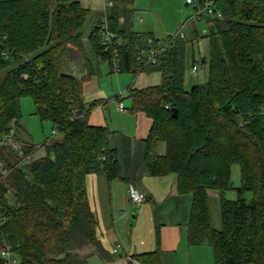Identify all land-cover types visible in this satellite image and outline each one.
Listing matches in <instances>:
<instances>
[{"label": "trees", "instance_id": "16d2710c", "mask_svg": "<svg viewBox=\"0 0 264 264\" xmlns=\"http://www.w3.org/2000/svg\"><path fill=\"white\" fill-rule=\"evenodd\" d=\"M216 8L222 15L207 16L211 25L201 34L209 39V53L201 60L208 77L190 89L188 40H174L142 68L138 55L149 50V38L155 46L157 40L121 28L117 14L108 19L116 38L124 40L120 72L161 73L159 84L129 87L130 110L152 119L145 139L147 174L176 173L178 192L193 195L189 244L211 245L214 264H264V0H216ZM89 16L81 0H0V139L14 129L21 140L26 95L34 98L36 114L58 130L43 143L46 155L17 167L19 153L10 144L0 146V162L13 168L0 183V264H8L1 256L6 243L14 246L17 264H91L94 256L106 264L115 260L99 236L87 176L122 177L118 151L110 145L109 127L89 122L99 101L87 104L80 79L62 64L67 42L83 37ZM89 41L113 67L100 24ZM21 141L25 154L33 155L35 145ZM234 163L241 166V185L237 198L230 199L225 192L234 188ZM211 190L220 191L221 228L213 225ZM157 239L160 243L159 224ZM133 256L143 264H161L160 248Z\"/></svg>", "mask_w": 264, "mask_h": 264}, {"label": "crops", "instance_id": "0c3cea01", "mask_svg": "<svg viewBox=\"0 0 264 264\" xmlns=\"http://www.w3.org/2000/svg\"><path fill=\"white\" fill-rule=\"evenodd\" d=\"M91 2L96 5L90 3V5L85 6L82 2L84 7L90 9L84 35L82 38L67 42L63 52L62 64L65 72L71 73L80 79L85 102L90 104L99 101L98 105L92 108L88 115L89 122L94 125L108 126L110 129V145L118 151L122 177L110 180L105 172L91 173L87 176L88 197L93 211L95 212V205L100 202L99 204L107 216L105 225L100 219L98 220L99 226L101 225L103 229V232H99L101 241L114 255L115 260L113 262L118 261L119 257L126 253L136 255L160 248L161 264H214V252L211 245H191L188 242L187 224L193 201L192 193L181 194L178 192L177 175L174 173L166 176H151L145 170V139L150 133L152 119L143 111H131L125 103L124 109H121L120 103L125 96L120 98L119 94L115 95L119 103L118 110L114 109L108 117L105 114L106 101H104L107 98V93L101 90V87L89 86L93 88H87V85L91 81L93 82V77L97 71L106 70V66L99 63L104 60L95 54L89 41L90 31L100 24L102 16H108L111 12L117 14V20L121 28L140 34H151L150 36L157 40L158 45L164 43L160 44L154 24H146L145 17H141L139 22L136 23L135 10L137 8L135 0H92ZM186 4L190 5L188 2ZM202 18L205 21L204 29H199L202 24L198 21ZM202 18L199 20L194 17L191 18L196 26L192 29V36L188 42L192 43L191 53L194 61L196 58V45L194 43L197 38L202 37L201 34L208 31L211 25L207 16ZM185 25L182 26V30ZM186 48H188V43ZM112 69L114 72V67ZM193 73L195 72L193 71ZM115 77L120 78L118 74ZM130 84L131 82L127 85L128 88ZM119 86L122 88L120 84ZM164 147L162 146L163 151ZM131 184L145 194V201L152 202L147 204L148 206L161 205L159 209L166 210L163 211V215L168 217L163 219L161 224L158 223L161 233L160 243L157 239V226L153 228L152 223H149L145 230L138 229L140 231L134 232L133 229L124 230L128 221L127 213L120 214L114 223L110 222L112 213H120L127 202L131 201L129 196V186ZM159 209L158 211H160ZM139 215L140 213L137 214L138 218ZM120 246H123V249L120 253H116L115 249ZM97 258L101 260L98 256ZM91 259L90 263L93 264ZM103 262L106 264L105 261Z\"/></svg>", "mask_w": 264, "mask_h": 264}, {"label": "rangeland", "instance_id": "374dc122", "mask_svg": "<svg viewBox=\"0 0 264 264\" xmlns=\"http://www.w3.org/2000/svg\"><path fill=\"white\" fill-rule=\"evenodd\" d=\"M91 1L92 0H82L85 6L90 5V3H93L92 5H96ZM135 3L137 8L135 10L136 23L139 22L141 17H145L144 19L146 20V24H154L160 44L164 43L170 35L176 34L185 24L186 25L183 29L185 33V39L190 40V37L192 36L191 31L196 26L194 20L191 19L196 13L193 4L187 5L186 0H135ZM198 22L202 24L201 28L199 29H204V18ZM194 44L196 45L195 55L199 60V69L197 73H193L192 71L194 61L191 53L192 43L188 42L185 74L186 87L188 89H190L196 82H205L208 77L207 67L201 63V60L209 53V39L208 37H199V39L196 40ZM99 63L106 66V70L97 71L93 77V82L91 81L90 84L87 85V88H93L89 86H95V88L101 87L100 89L107 93V98L104 101H106L105 114L108 117L114 109L118 110L119 103L116 100L115 95L119 94L120 89L126 91L122 102L125 103V105L129 108L132 106V99L129 96V88L127 86L130 82V86L144 88L159 84L162 81L160 72L155 71L149 73L145 71L144 73L141 72L140 74H136L134 72L127 71L115 73V71L113 72V69L108 61H101ZM117 74L120 77L119 79L115 77ZM119 84L122 88H120ZM21 112L22 118L18 128V136L21 140L35 145L36 148L33 153L35 158L43 157L47 153V146L43 143L46 139H51L53 137L52 121L48 119H42L36 114L35 100L30 95H26L21 98ZM162 145L165 146L164 144ZM161 149L162 146L160 151ZM232 183L234 188L226 190L225 196L230 199H235L237 198L238 194L236 187L241 185V166L238 163H234L232 165ZM210 195L213 225L217 228H221L222 220L220 215V191L211 190ZM247 196L250 198L251 194L248 193ZM99 203L95 205V213L98 220L100 219L103 225H105L107 216ZM151 203L152 202L144 201L140 206H136L131 201H128L120 213H112L110 216V222L114 223L120 214L122 215L127 213L128 221L126 222V227L124 230L127 231L133 229L134 232H138L140 231L138 229L145 230L149 223H152V227L154 228L158 223L161 224L163 219H166L168 216L163 215V211L166 210L159 209L161 205H156L155 207H153V205H147ZM158 209L160 211H158ZM138 213H140L139 218L137 217ZM99 227V232H103L101 225ZM91 260L93 264H104V262L99 260L96 256L92 257Z\"/></svg>", "mask_w": 264, "mask_h": 264}, {"label": "built area", "instance_id": "2783aa9c", "mask_svg": "<svg viewBox=\"0 0 264 264\" xmlns=\"http://www.w3.org/2000/svg\"><path fill=\"white\" fill-rule=\"evenodd\" d=\"M188 3L193 4L196 10L195 15L193 16L195 19L199 20L203 16H221L222 13L220 10L216 8V0H205L202 3L201 0H187ZM100 30L103 42L106 45V50H111L113 54V67L116 72H120V58H119V48L124 43L123 39H117L116 33L111 29L109 19L107 15L102 16L100 22ZM185 33L182 29H180L176 34L170 35L164 42L163 45L155 46L153 39L149 38V50L138 55L137 60L138 63L142 66V68L147 67L157 61L159 55L164 53L168 47V45L176 39H184ZM199 38H197L198 40ZM195 63L193 65V71L197 73L199 68V60L196 58ZM126 91L121 90L119 93L120 98L125 96ZM121 109H124V103H120ZM58 134V130H53V137ZM52 137V138H53ZM51 138V139H52ZM4 144H10L15 151L19 153L21 156L20 161H18L14 167H17L19 163L22 161L31 162L34 159L33 155H26L24 150V143L15 137V130L12 129L9 134H6L4 138L0 139V146ZM13 168H8L4 162H0V183L6 182L7 177ZM129 196L133 204L136 206H140L145 201V194L138 189L135 185L129 186ZM123 249V246L117 247L115 249L116 253H120ZM1 256L7 261L8 264H17L18 258L15 255L14 246L6 243L1 250ZM122 262H130L134 264H143L141 260L135 258L133 255L128 253L123 254L119 257L118 261L112 262L111 264H120Z\"/></svg>", "mask_w": 264, "mask_h": 264}, {"label": "water", "instance_id": "95a60500", "mask_svg": "<svg viewBox=\"0 0 264 264\" xmlns=\"http://www.w3.org/2000/svg\"><path fill=\"white\" fill-rule=\"evenodd\" d=\"M172 112H173V115H174V116H178V112H179V110H178V108H174V109L172 110Z\"/></svg>", "mask_w": 264, "mask_h": 264}]
</instances>
